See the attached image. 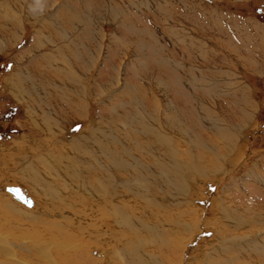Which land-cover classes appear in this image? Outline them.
Here are the masks:
<instances>
[{"label": "rangeland", "instance_id": "374dc122", "mask_svg": "<svg viewBox=\"0 0 264 264\" xmlns=\"http://www.w3.org/2000/svg\"><path fill=\"white\" fill-rule=\"evenodd\" d=\"M31 2L0 0V204L10 203L5 208L14 217L17 204L37 213L19 219L25 228L37 222L65 236L82 234L92 250L82 246L75 257L67 251L75 264H131L122 251L128 246L136 254L139 239L137 251L156 264H264V0H52L35 16ZM12 73L24 79L23 102L14 95L21 88L8 84ZM29 107L37 113L28 115ZM90 130L94 136L80 145L79 133L88 137ZM233 131L229 150L219 139ZM166 141L178 154L163 159L164 177L184 167L187 189L181 207L169 205L167 193L177 190L171 182L163 184L167 192L153 194L164 203L146 213L157 219L164 212L157 235L145 238L109 213L97 216L88 196L85 207L74 203L105 176L100 149H122L126 174H145L149 182L151 171L161 170L152 164ZM11 185L26 192L31 207L6 189ZM134 189L143 190L127 187ZM59 192L78 210L73 216L65 208L71 219L63 226L53 207ZM45 204L54 209L44 214ZM175 209L196 221L193 233Z\"/></svg>", "mask_w": 264, "mask_h": 264}, {"label": "bare ground", "instance_id": "6f19581e", "mask_svg": "<svg viewBox=\"0 0 264 264\" xmlns=\"http://www.w3.org/2000/svg\"><path fill=\"white\" fill-rule=\"evenodd\" d=\"M13 75L14 74L12 73V75H11L12 77H11V79L9 78L10 82L8 84H9L10 88L13 85L21 88L20 91L14 93L15 97L18 98V101L21 102L23 100L22 98H24V96H23V94H24L23 90L24 89L22 88L23 83H24V79L21 76L15 78ZM11 84H13V85H11ZM38 84H40V83H38ZM32 86H33L32 91L37 93L38 89L35 87V85H32ZM27 109H28L27 110L28 115L37 113V111L33 108L29 107ZM45 114L51 115L52 110L47 111ZM53 120H55V119H53ZM175 120H176V117H175ZM88 129L89 128L87 127V129H85V130L87 131ZM90 132H91V130H90ZM84 133H85V131H81L79 133L80 135L78 134L79 135L78 138L80 140V145L85 144L86 142H88L92 138V136H94V132L93 133L91 132L88 137H87V135L85 136ZM166 138L167 137L165 136V139ZM220 140L222 142L221 146L223 145V147H225L226 149L230 148L231 150H233L234 146H235L234 143H236L235 141L237 140V134H235L234 131L231 133L229 132L227 135L220 138L219 141ZM166 143L168 144V141H166ZM167 144H165V145H167ZM165 147H167V148L163 151L162 154L157 155V158H156L157 160L154 161L155 162L154 164H152L155 168L159 167L161 169L159 171L160 174L158 172L154 173L153 171H151V173L153 174V176L155 178H153L152 181H151V179H149L150 180L149 182L144 181L147 179L146 176H144L145 174H141V175L126 174V171L129 168V163H128L126 156H125L122 149H118V148L115 149V148L110 147V146H108V147L106 146L105 150L100 149V152H98L97 155L100 154L101 156L105 157L108 160L107 164H106V168H104V170L106 171L105 176H104V178L95 179L94 183H96V185L90 189L91 192H86L85 195L84 194L79 195L77 201L74 203H77L78 205L84 203V207H85V205H86L85 201L89 197L90 204L92 206L98 207L97 216H99V217H100V215L103 216L104 213H101V212L109 213L114 217L115 222L119 227L131 228V227L137 226L138 231L134 229L135 230L134 232H136L137 235H139L140 231L144 232L146 235V236H144L145 238L147 237L148 233L150 234V232H152L153 235H157L158 224L155 222L158 221L157 219L162 220L164 218V216H163L164 212L161 213L159 211L162 214V218H157V219H155V218L149 219L150 216H152V215L149 216L146 213H150L148 210L149 209L148 206H150V205L152 206V205L157 204L159 202L158 207H160L162 205L164 206V203H163V199H161V198H160V201L158 200V202H156L157 197L153 198V194L154 193L159 194L161 192L162 193L167 192L165 187H163V184H168L171 182V183L177 185L176 186L177 190L174 192V194H172L170 191L167 193L169 195V200H170L169 205L173 204L174 206L177 205V207H181L183 203L179 202L178 199L180 197V193H182V191H184V189H187V187L185 186V179H183L182 177L180 178L181 172H183V174L186 173V172L184 173V170H185L184 167H179V166L175 167L176 168L175 172L177 173V176H173V174H170L171 175L170 178H169V176L164 177L168 173L167 167L169 164L167 163V161H163V159H166L168 157V154H175V155L178 154V153H176L177 151L175 152L173 150L174 148H171L170 144H168ZM183 152H185V151H183ZM214 157L219 162L220 158H219V155L217 153ZM158 160H162L163 165H161L162 163L159 164L157 162ZM185 163H183V164L185 165ZM152 165H151L150 169H152V167H153ZM155 171H156V169H155ZM184 177H185V175H184ZM60 179L63 181L65 180V178H61V177L59 178V180ZM163 179L165 180L164 182H163ZM142 181L145 182L143 186L139 184ZM186 182H187V180H186ZM155 183H157V185H155ZM130 185H132L133 187L139 186L143 190L141 191V193L135 189L133 190V192H131V191L127 190V187ZM170 185H172V184H170ZM49 186H51V185H49ZM49 186H46V187H49ZM90 186H92V185H90ZM166 187H168V186H166ZM76 190L80 191V188H78ZM87 190H89V188ZM157 190H159V191H157ZM23 192L26 194V192L24 190H23ZM61 194H63V193L59 192L57 194L58 196L54 195V197L56 196L58 198V202L55 200L57 205L55 204L56 206L54 205L53 207L56 209V211L62 212V213H60V218H61L60 220L61 221L63 220V221H62V223L61 222L60 223L63 226V224L67 223V222H65L67 219H71V218L66 219L63 216V211L65 210L66 207L70 208L71 211H75L74 209L76 208V206L74 208L73 203L68 202V200H66V198L63 196L60 197ZM137 197L138 198L140 197L144 201H142V202L137 201V199H138ZM151 200H152V202H151ZM154 200H155V202L153 203ZM31 201H32V203H34L32 199H31ZM9 206H12V205L6 201L3 204H0V264H67V262H69V264H75L73 262H70L71 259H70V261H68L69 254L67 253V251L72 254V257H75L76 256L75 254H78L81 252L82 246L87 247V248L91 247L89 244L90 241H88L89 243H87L86 245L84 244L85 246L82 245L83 241L80 238V237H82V234L79 233L80 236L77 235L75 233L74 229H73L74 230L73 234L67 233V235L65 236L62 229H61V231H58V229L56 230L55 228H54V231L48 230V228L44 229L46 226L45 227L42 226L43 227L42 228L41 225L39 224V222H38L39 225H37V222H36V223H34V224H36L35 226L29 225L30 228H25V226H22L19 223V219L22 220L23 219L22 217L26 216V213L29 214V217L34 219L36 217L37 213L34 214V212L30 213L29 211L23 210L21 208V206L17 204L18 207L13 206L14 208H16L15 210H17L16 217H14L12 215V213L14 211L9 212L7 210V208H5V207H9ZM53 207H49L48 204H45L44 214L47 211L49 212ZM84 207L82 209H85ZM78 208H81V207H77V209ZM151 209H152V207H151ZM6 210L8 211L9 214L7 213ZM145 210H146V212H145ZM175 210L176 211L174 213L179 214V216H181L183 218L181 221L183 223L182 228L183 229L189 228V231L191 233H193V230H195L196 221L194 220V222L191 223L192 222L191 220H187L186 213L188 211L186 209L182 210V211L180 209H179V211L177 209H175ZM77 212H78V210H76L73 214L72 213H70V214L73 216H77L76 215ZM155 212H156V210H155ZM83 214L85 216V211L83 212ZM51 215H52V213L50 214V216ZM198 215L199 214H197V216ZM84 216L83 217L81 216V218H79V219H83ZM39 218H41V217H39ZM198 218H199V216H198ZM50 219H52V218L50 217ZM147 220L148 221L150 220L151 223H150V221L148 222ZM39 221H40V219H39ZM49 221L50 220H48V222ZM187 221H189L190 223H188ZM22 222H23V220H22ZM57 223L59 224V222H57ZM28 224H30V223H28ZM61 225H58V226H61ZM159 226L163 227L162 224H159ZM66 229H67V227H66ZM144 233H142L141 235H143ZM88 236H89V239L92 240V236L91 235H88ZM103 236L106 237L107 235L105 233H103ZM69 237H71V240L75 241V244H76L75 246L72 245L73 243H70L71 240ZM94 237L95 236H93V238ZM63 238H64V240H62ZM65 238H67L68 240L65 241ZM122 238H123V236H122ZM145 238L143 240H146ZM139 240L141 241V239H139ZM139 240H138L136 246H134V249H136L135 250L136 254L130 255L129 250H131L133 248H130L127 246V247L123 248L124 250L122 251L123 252L122 255L125 257V259H127V261H129V263L131 262V264H137L134 261L135 256L138 257L139 262L141 261L140 264H146V263L147 264L148 263L156 264L155 261L152 259V257H149L147 255V253L137 251L138 250V243L140 242ZM193 240H194V238H192L190 240L191 243ZM190 241H187V244ZM187 244L185 247V251L187 250L186 249ZM140 246H143V245L140 244ZM90 250H92V249L90 248ZM126 253H129V254H126ZM124 254H126V255H124ZM110 260H111V258H110ZM106 261L107 260H105V262ZM102 263H103V261H101V264Z\"/></svg>", "mask_w": 264, "mask_h": 264}, {"label": "clouds", "instance_id": "9594fccd", "mask_svg": "<svg viewBox=\"0 0 264 264\" xmlns=\"http://www.w3.org/2000/svg\"><path fill=\"white\" fill-rule=\"evenodd\" d=\"M51 6L52 0H32L29 4L28 11L32 15H43Z\"/></svg>", "mask_w": 264, "mask_h": 264}, {"label": "water", "instance_id": "95a60500", "mask_svg": "<svg viewBox=\"0 0 264 264\" xmlns=\"http://www.w3.org/2000/svg\"><path fill=\"white\" fill-rule=\"evenodd\" d=\"M6 189L9 192H11L17 200L21 201L26 206H28V207H31L32 206L33 203L31 201V198L29 196H27L23 192V190L21 189V187L11 185V186H7Z\"/></svg>", "mask_w": 264, "mask_h": 264}, {"label": "crops", "instance_id": "0c3cea01", "mask_svg": "<svg viewBox=\"0 0 264 264\" xmlns=\"http://www.w3.org/2000/svg\"><path fill=\"white\" fill-rule=\"evenodd\" d=\"M208 0H202V2H206V3H208L207 2ZM187 2V1H186ZM200 3V2H199ZM210 3H212V2H210ZM203 20L205 21V18H203ZM205 24H206V21H205ZM217 35H219V31H218V34ZM235 35L236 36H239L240 35V31H239V29L237 30V31H235ZM218 37V36H217ZM228 38V37H227ZM226 38V39H227ZM201 39V38H200ZM227 40H229V38L227 39ZM230 41V40H229ZM188 47V46H187ZM190 50H191V48L190 47H188ZM213 48V47H212ZM211 48V49H212ZM214 49V51L213 52H215V53H217V50L215 49V48H213ZM192 51V50H191ZM232 51H233V49H232ZM193 53H194V56L196 57V59L199 61V62H202L203 60L201 59V57L199 56V54H198V57H197V55H196V53L194 52V50L192 51ZM234 52V51H233ZM170 53V52H169ZM171 54V53H170ZM171 56V55H170ZM172 57H173V55H172ZM207 57V56H206ZM205 57V58H206ZM189 59V57H186V56H184L183 58H181V59H184V60H188ZM180 60V59H179ZM234 59H232V58H230L229 57V63H231V61H233ZM194 61H196V60H194ZM196 64H198L199 66V68L201 67L200 66V64L199 63H197V61H196ZM185 65V67H189V68H192V64H191V62L190 63H187V64H184ZM193 65H195V64H193ZM197 66L195 67V68H198ZM197 89H200L201 91H203L201 88H197Z\"/></svg>", "mask_w": 264, "mask_h": 264}]
</instances>
